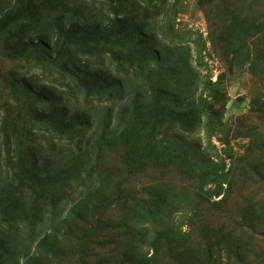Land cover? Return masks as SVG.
Segmentation results:
<instances>
[{"label": "trees", "instance_id": "obj_1", "mask_svg": "<svg viewBox=\"0 0 264 264\" xmlns=\"http://www.w3.org/2000/svg\"><path fill=\"white\" fill-rule=\"evenodd\" d=\"M199 1L213 9L206 16L213 49L229 54L231 44H247L258 35L263 61L264 0H248L251 9L260 1L262 21L249 17L243 0ZM146 2L0 0V40L9 42L18 31L19 42L41 48L60 64L62 71L55 70L51 77L62 76L58 82L65 90L31 89L20 79V98L24 93L28 96L21 109L30 106L29 98L42 104L39 113L46 116L55 154L47 158L22 151L25 132L17 140L5 137L6 145L19 147L13 157L10 150L7 158L0 153V264L50 262L62 229L104 191L114 175L103 165L106 148L113 145H120L123 152L119 171L124 179L116 190L131 194L124 199L125 229L120 239L125 247L118 264H158L163 252L191 250L186 243H195L191 239L195 234L204 240L194 248L196 261L187 264H264V196L255 202L243 198L250 209L248 205L240 209L236 201L237 185L244 183L239 168L247 155L239 157L241 166L230 157L226 168L212 144L221 122L219 112L205 98L210 77L200 74L206 43L200 36L202 43L192 48L175 36L170 40L159 33L170 13L164 9L168 5L161 0ZM258 60L249 63L255 66ZM1 125L5 128L9 121L1 118ZM198 131H203L207 147L188 137ZM246 136L251 138L248 157L259 151L264 162V135L260 133L259 147L257 136L249 132ZM69 139H75L71 145L54 146ZM168 167L196 179L193 192L157 183L148 188L147 196L139 197L129 187L137 172ZM207 184L222 196L218 201L203 195ZM112 201L105 209L118 200ZM233 202L236 212L230 214L228 205ZM205 208L215 211L217 222L212 227L203 223ZM100 212L95 207L94 213ZM90 241V233L84 231L75 248L85 250ZM102 262L93 264L112 261Z\"/></svg>", "mask_w": 264, "mask_h": 264}, {"label": "rangeland", "instance_id": "obj_2", "mask_svg": "<svg viewBox=\"0 0 264 264\" xmlns=\"http://www.w3.org/2000/svg\"><path fill=\"white\" fill-rule=\"evenodd\" d=\"M243 1L246 4L245 10L251 13L249 17L262 21L260 20V1L252 7L254 10L248 7V0ZM136 2L144 5L146 0H136ZM161 3L168 5L164 9L167 8V12L170 13L163 20V15L159 16L165 24L159 29V33L167 38L170 37V40L171 36H175L176 41L192 48L197 43L201 44L202 40L206 43L200 74L210 77L211 88L207 90L205 98L211 108L219 112L217 116L221 122V129L215 132L212 144L225 159L226 168L232 162L230 157L233 158L236 166H241L239 157L247 155L245 165L242 168L238 167L239 178L243 179L244 183H238L235 194L238 207L241 209V205H248L250 209L252 198L255 202L256 197L264 196V175L259 174L260 172L264 174L263 156L260 157L259 151H256L248 157L251 138L246 136L247 132L257 136L259 147L260 133L264 135V59L260 61V38L257 35L247 40V44H231L230 53L225 54L222 49H213L208 42L209 25L206 16L208 13L212 14L211 5H201L199 0H161ZM147 4L146 2L144 6ZM167 21L170 23L166 24ZM16 35L22 36L17 31L15 37L10 38L9 42L0 40V153L7 158L6 152L10 150L11 157H13L15 154L12 153L19 146L17 143H13L12 146L6 145L5 137L17 140V137L25 132L20 142L22 151L30 155L39 153L42 157H52L55 152L49 142L50 135L45 128L48 125L46 116L39 113L42 104L29 98L30 106L22 110L23 101H26L28 96L24 93L20 98L22 90L19 82L24 78L28 88L44 87L52 90L56 87L64 92V88L58 82L63 77L58 73L57 76L51 77V74L56 72L55 70L62 71V69L58 62L46 57L41 48L32 47L33 43L19 42ZM8 47L11 48L10 51ZM256 57L259 59L258 62L255 61V66L250 65L249 60H254ZM77 98L81 100L80 96ZM239 98L243 99L237 101ZM1 118L9 121V125L5 128L1 125ZM188 137L196 141L201 148L208 146L203 131L195 132ZM74 140H59L54 143V146H68ZM122 153L120 145L106 148L103 165L111 168V171L113 169L114 175L109 178L104 191L91 198L81 214L75 217L68 227L62 229L57 242L52 246L54 253L49 257L50 262L45 261L46 264H93V261L104 262L108 259L112 261L111 264H118L122 261L124 253L121 252L125 243L120 237L125 229L124 199L131 196L130 193L126 194L124 189L116 190V184L124 179L119 171V159ZM148 171L137 172L138 175L129 186L137 191L135 194L139 197L147 196L148 188L157 183H169L175 188H191L192 192V188L197 186V182L194 181L196 179L185 176L170 167L159 172ZM202 193L210 201H218L222 197L216 194L212 184L204 185ZM243 198L250 202H243L245 201ZM114 199L118 200L117 203L105 209L108 202H113ZM228 206L230 207L229 213L234 214L236 203L233 202ZM244 206L243 212L247 210ZM95 207L101 209V212L95 214ZM203 213L207 216L206 222L203 223H208L212 227V224L217 222L215 211H208L205 208ZM186 229L184 227V230ZM84 231L90 233L91 241L85 250L79 252L75 248V242ZM191 239H194L195 243H186L187 247L192 248L191 250L187 251L179 247L173 253L172 251L163 252L157 263L184 264L186 262L187 264L195 260L194 248L199 247L204 239H199L196 234Z\"/></svg>", "mask_w": 264, "mask_h": 264}, {"label": "water", "instance_id": "obj_3", "mask_svg": "<svg viewBox=\"0 0 264 264\" xmlns=\"http://www.w3.org/2000/svg\"><path fill=\"white\" fill-rule=\"evenodd\" d=\"M243 98H239V99H237V101H241Z\"/></svg>", "mask_w": 264, "mask_h": 264}]
</instances>
